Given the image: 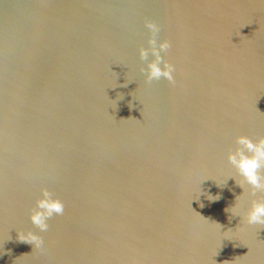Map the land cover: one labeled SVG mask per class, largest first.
<instances>
[{
	"label": "water",
	"instance_id": "water-1",
	"mask_svg": "<svg viewBox=\"0 0 264 264\" xmlns=\"http://www.w3.org/2000/svg\"><path fill=\"white\" fill-rule=\"evenodd\" d=\"M239 135L264 137V0H0V264H264Z\"/></svg>",
	"mask_w": 264,
	"mask_h": 264
},
{
	"label": "clouds",
	"instance_id": "clouds-1",
	"mask_svg": "<svg viewBox=\"0 0 264 264\" xmlns=\"http://www.w3.org/2000/svg\"><path fill=\"white\" fill-rule=\"evenodd\" d=\"M149 29L156 33L158 28L155 24H149ZM151 45V53L154 57L148 60L149 49L142 48L140 55L144 60H148L147 64V80H158L161 77L171 81L174 79V65L170 64L167 59V52L171 44L168 41L157 42L154 37L149 41ZM164 53L162 56L161 53ZM163 65V66H162ZM238 147L235 151L230 152L228 160L236 168L242 183H238L243 187V183L251 185L254 190L264 189V174L260 169L264 167V137L253 140L250 136L239 135L236 137ZM211 197H215L212 199ZM210 200L219 199V195L208 197ZM64 211V202L57 197L47 187L42 189V196L36 202V208L31 213V221L41 232L48 229V220L53 215L62 214ZM232 216H239V210L232 207L226 209ZM246 220L249 224H264V201H253L251 207L246 214ZM18 238L21 241L34 243L35 248H41L43 238L35 231H18Z\"/></svg>",
	"mask_w": 264,
	"mask_h": 264
}]
</instances>
